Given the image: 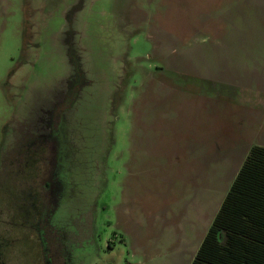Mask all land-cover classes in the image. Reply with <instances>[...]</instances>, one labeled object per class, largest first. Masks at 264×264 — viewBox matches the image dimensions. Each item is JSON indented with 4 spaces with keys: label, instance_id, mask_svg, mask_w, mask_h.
Masks as SVG:
<instances>
[{
    "label": "rangeland",
    "instance_id": "rangeland-1",
    "mask_svg": "<svg viewBox=\"0 0 264 264\" xmlns=\"http://www.w3.org/2000/svg\"><path fill=\"white\" fill-rule=\"evenodd\" d=\"M253 146L264 0H0V264H190Z\"/></svg>",
    "mask_w": 264,
    "mask_h": 264
},
{
    "label": "trees",
    "instance_id": "trees-1",
    "mask_svg": "<svg viewBox=\"0 0 264 264\" xmlns=\"http://www.w3.org/2000/svg\"><path fill=\"white\" fill-rule=\"evenodd\" d=\"M190 264H264V147H251Z\"/></svg>",
    "mask_w": 264,
    "mask_h": 264
},
{
    "label": "flooded vegetation",
    "instance_id": "flooded-vegetation-1",
    "mask_svg": "<svg viewBox=\"0 0 264 264\" xmlns=\"http://www.w3.org/2000/svg\"><path fill=\"white\" fill-rule=\"evenodd\" d=\"M64 109H65V108L60 107V108H58V109L55 111V113H54V115H53V125H54V126H56V124H58V122H59V116H60L61 112H62ZM33 230L35 231L34 228H33ZM1 261H2V260H1Z\"/></svg>",
    "mask_w": 264,
    "mask_h": 264
}]
</instances>
